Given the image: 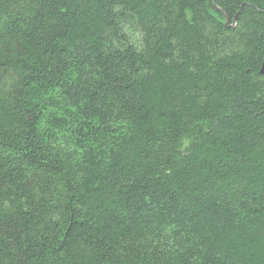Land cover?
<instances>
[{
	"label": "trees",
	"instance_id": "16d2710c",
	"mask_svg": "<svg viewBox=\"0 0 264 264\" xmlns=\"http://www.w3.org/2000/svg\"><path fill=\"white\" fill-rule=\"evenodd\" d=\"M264 0H0V264H264Z\"/></svg>",
	"mask_w": 264,
	"mask_h": 264
},
{
	"label": "water",
	"instance_id": "95a60500",
	"mask_svg": "<svg viewBox=\"0 0 264 264\" xmlns=\"http://www.w3.org/2000/svg\"><path fill=\"white\" fill-rule=\"evenodd\" d=\"M260 74L261 75H264V60H263V63H262V67H261V70H260Z\"/></svg>",
	"mask_w": 264,
	"mask_h": 264
}]
</instances>
